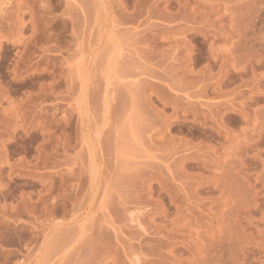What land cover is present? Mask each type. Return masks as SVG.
Listing matches in <instances>:
<instances>
[{
  "label": "rangeland",
  "instance_id": "rangeland-1",
  "mask_svg": "<svg viewBox=\"0 0 264 264\" xmlns=\"http://www.w3.org/2000/svg\"><path fill=\"white\" fill-rule=\"evenodd\" d=\"M0 264H264V0H0Z\"/></svg>",
  "mask_w": 264,
  "mask_h": 264
}]
</instances>
